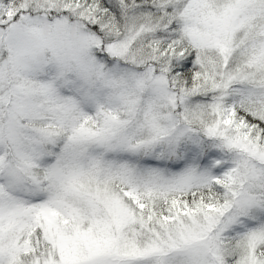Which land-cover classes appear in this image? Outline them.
Instances as JSON below:
<instances>
[{"label":"snow or ice","instance_id":"1","mask_svg":"<svg viewBox=\"0 0 264 264\" xmlns=\"http://www.w3.org/2000/svg\"><path fill=\"white\" fill-rule=\"evenodd\" d=\"M0 264H264V0H0Z\"/></svg>","mask_w":264,"mask_h":264}]
</instances>
